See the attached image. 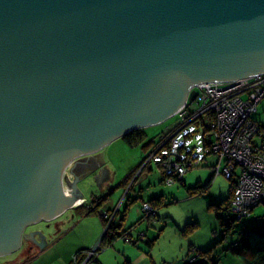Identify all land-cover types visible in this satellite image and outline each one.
Instances as JSON below:
<instances>
[{
	"label": "water",
	"instance_id": "obj_1",
	"mask_svg": "<svg viewBox=\"0 0 264 264\" xmlns=\"http://www.w3.org/2000/svg\"><path fill=\"white\" fill-rule=\"evenodd\" d=\"M260 72L264 0H0V254L18 215L83 197L78 176L58 182L79 156L175 114L198 82Z\"/></svg>",
	"mask_w": 264,
	"mask_h": 264
},
{
	"label": "rangeland",
	"instance_id": "obj_2",
	"mask_svg": "<svg viewBox=\"0 0 264 264\" xmlns=\"http://www.w3.org/2000/svg\"><path fill=\"white\" fill-rule=\"evenodd\" d=\"M197 107L196 101L189 102L190 110ZM251 117L264 133V98ZM179 118V114H171L146 126L147 135L138 145H130L122 137L104 145L98 151V165L76 181L83 200L34 225L43 230L46 245L1 255L0 264H76L75 253L96 246L104 230L100 215L86 214L77 207L84 200H91L93 194L106 196L104 207L111 208L112 214L120 206L114 222L122 224L121 232L132 227L133 242L121 236L113 245L103 246L99 259L104 264H124L127 260L132 264H264V203L242 217L225 203L221 207L220 202L230 194L231 184L223 173L216 174L208 188L191 190L196 184H205L214 174L217 160L214 154L189 169L184 174V183L163 182L162 171L154 161L150 162L151 168L141 171L143 158ZM203 120L209 125V114L204 113ZM263 137L264 134L257 135L253 141L259 145ZM151 140L155 144L145 149L144 144ZM127 189L129 197L125 198ZM153 197H161L154 201L158 215L145 217L144 201ZM228 220L233 224L229 232L221 224ZM82 258L83 255L78 261ZM100 261L84 264H101Z\"/></svg>",
	"mask_w": 264,
	"mask_h": 264
},
{
	"label": "built area",
	"instance_id": "obj_3",
	"mask_svg": "<svg viewBox=\"0 0 264 264\" xmlns=\"http://www.w3.org/2000/svg\"><path fill=\"white\" fill-rule=\"evenodd\" d=\"M194 89L198 92L194 99L197 109L188 108V96L175 112L180 115L175 130L162 138L149 159L162 163L167 182L173 183L175 176H182L214 154L216 174L234 178L233 210L240 216L249 215L264 203V142L258 145L253 141L263 134L251 117L264 98V72L233 80L198 82L188 93ZM204 113H213L209 125L203 120ZM143 208L155 213L148 202Z\"/></svg>",
	"mask_w": 264,
	"mask_h": 264
},
{
	"label": "trees",
	"instance_id": "obj_4",
	"mask_svg": "<svg viewBox=\"0 0 264 264\" xmlns=\"http://www.w3.org/2000/svg\"><path fill=\"white\" fill-rule=\"evenodd\" d=\"M207 114H209V117L212 119L213 113H211V114L207 113ZM177 124H178V121H177V123L174 126H172L171 128H169V130L166 131V133L161 137V139H160L158 144L161 143L162 138L166 137L168 134H170L172 131L175 130ZM258 125L260 126L259 123H258ZM260 129H261L260 131L262 132V134H264L263 131H262L261 126H260ZM146 135H147V133L145 131V127H140V128H137L135 130H132V131L126 133L125 135L122 136V138L130 145H138L139 143H141L144 140ZM263 142L264 141L262 140L261 144ZM152 143H154V140H151V141L147 142L146 144H144V148L148 149L149 146L152 145ZM156 145L157 144H155L154 148L147 154V156H145L143 158L142 162L140 163L139 167L143 166L141 171H143L145 168H151L150 167V162L154 161V160L153 159H149V158L151 157V154L159 146V145H157V146ZM154 162L156 164L160 165V167H161V168L160 167L159 168L161 169L162 174H163L162 181L163 182H167L168 175L166 174V170H165L164 166L162 165V163H159V162H156V161H154ZM199 165H197V166H199ZM131 175H132V173L130 175L126 176L121 183H124V181L127 180V178L130 177ZM215 175H216V172L214 170V174L209 178V180L205 184H202V185L201 184H196L195 186H193L192 189H191L192 192H197V191H201V190H204V189L208 188L211 185L212 180H213ZM173 178H174V175H173ZM229 179H231L230 194H229V196L227 198L223 199L220 202V206L222 207L223 203H225V204H227V208L233 209L232 208V200H233V194H234V189H235V181H234V178H229ZM174 180H175L174 182L181 181L182 183H184L183 182L184 181V174L182 176H180V175L175 176ZM105 197L106 196L97 197V195H92L91 200H89V201L88 200H84L80 205L77 206L78 208H82L84 210V213H86V214H97V215H100L101 218H102V221H103L105 229H104L103 234L100 237L99 242H98V244L96 246L91 247V248L90 247L82 248V249L78 250L75 253L76 254L75 255L76 262L81 263L82 261L83 262L86 261L85 263H88V262L93 261V260L99 262L100 261L99 254H100V251L103 249V246H111V245H113L114 242L121 236H123L127 240L133 242V238L131 236L132 227L130 229H124L121 232L120 231V227H122V224L117 225V224H115L114 219H108L107 217H105L104 214H106L107 211L105 209H102V205L104 204L103 199ZM160 198L161 197H153V198L150 199V201H144V202L150 203L152 205V207H153V211H155V213H153V212L147 213V211L144 210L145 217L158 215V210H157V208H156V206L154 204V201H156V200H158ZM238 217H242V216L238 215ZM221 224H225L226 225V231L227 232H229L231 230V227L233 225L231 223V221H229V220L226 221V222L221 221ZM91 251H93V253L90 254ZM81 255H83V258L85 257V259L83 260V258H82V261H78V258ZM70 264H73V263H70ZM124 264H132V263L129 260H127Z\"/></svg>",
	"mask_w": 264,
	"mask_h": 264
},
{
	"label": "flooded vegetation",
	"instance_id": "obj_5",
	"mask_svg": "<svg viewBox=\"0 0 264 264\" xmlns=\"http://www.w3.org/2000/svg\"><path fill=\"white\" fill-rule=\"evenodd\" d=\"M97 153H99V152H95L92 155H88V156H91V157H88V158L90 159V158H92V156L94 157ZM86 157H87L86 155L79 156L77 159H75L73 161V163L71 165H69L65 169V171L63 172V174H61L59 176L58 182H59V184L62 187H64L65 190H66V187L68 189H73L72 186L74 185V181L76 180V178H74V176L72 175V172L75 170L76 167H78V165H82L81 167H83V168L86 167ZM84 161H85V163L84 164H81ZM70 185H72V186H70ZM69 186L71 188H69ZM43 213L44 212H42V210H40V211L39 210L38 211H31L30 212V215H27V218L25 220L23 218V217L26 216V215L24 216L25 213L22 214L23 217L21 216V214L18 215L17 223H18L19 228H18V231H16V233L18 235H17V241H16L17 244L15 245V251H19L22 248L25 249V250L27 249V250L30 251L31 249H33V248H35L37 246L34 243V241L31 238V236L30 235H26V233L28 231H31V230H34V229L39 228V227L36 228L34 226V224L33 225L32 224L31 225H28V224L33 223V222H36L37 223V222H40V221L44 220L45 214H43ZM22 220H24V221H22ZM22 227L24 228V231H23V228ZM21 228H22V231H21ZM36 236L38 237V235H36ZM15 251H13V252H15ZM13 252H11V253H13ZM8 254L9 253H7V254L4 253V254H0V256L1 255H8Z\"/></svg>",
	"mask_w": 264,
	"mask_h": 264
},
{
	"label": "crops",
	"instance_id": "obj_6",
	"mask_svg": "<svg viewBox=\"0 0 264 264\" xmlns=\"http://www.w3.org/2000/svg\"><path fill=\"white\" fill-rule=\"evenodd\" d=\"M157 145H159V144H157ZM156 145V146H157ZM92 155V154H91ZM98 153L93 157L92 156V158H88V157H91V156H88V155H86L87 157H86V167H81L82 165H78V167H76L75 168V170L72 172V174H73V176H74V178H76L77 179V177L76 176H78V180L79 179H81L82 178V176H84L88 171H91L92 170V168H94L95 166H97L98 165ZM85 163V161L84 162H82L81 164H84ZM157 166L158 167H160V165H158L157 164ZM161 168V167H160ZM91 169V170H90ZM161 170V169H160ZM123 181V180H122ZM70 186H72V185H70ZM72 187H74V186H72ZM130 189H132V187L130 188ZM69 191H70V189H68ZM93 195H96V194H93ZM126 196H127V198L129 197V189H127L126 190V192H125V198H126ZM83 200V197L82 198H80L78 201H76V202H74L71 206H69V207H67L66 209H68V208H72V207H74L75 205H77V204H79L81 201ZM65 209V210H66ZM80 209V208H79ZM102 209H105L107 212H106V214H104L105 215V217H107L108 219H114L115 217V215H116V213H118V212H120V206L119 207H117V208H115V211L113 212V214H112V209L111 208H105L104 207V204H103V206H102ZM118 211V212H117ZM102 219V218H101ZM103 226H104V224H103ZM99 229V231H100V227H98ZM105 229V228H104ZM104 231V230H103ZM103 234V233H102ZM102 234H101V236H102ZM85 259V257L83 258V260ZM101 264H104L102 261H101Z\"/></svg>",
	"mask_w": 264,
	"mask_h": 264
},
{
	"label": "bare ground",
	"instance_id": "obj_7",
	"mask_svg": "<svg viewBox=\"0 0 264 264\" xmlns=\"http://www.w3.org/2000/svg\"><path fill=\"white\" fill-rule=\"evenodd\" d=\"M189 95H190V94L187 93V97H188ZM183 103H184V102H183ZM183 103H182V104H183ZM182 104H181V105H182ZM181 105H180V106H181ZM66 193H69V190H66Z\"/></svg>",
	"mask_w": 264,
	"mask_h": 264
},
{
	"label": "clouds",
	"instance_id": "obj_8",
	"mask_svg": "<svg viewBox=\"0 0 264 264\" xmlns=\"http://www.w3.org/2000/svg\"><path fill=\"white\" fill-rule=\"evenodd\" d=\"M194 101V100H193ZM79 200V199H78Z\"/></svg>",
	"mask_w": 264,
	"mask_h": 264
}]
</instances>
